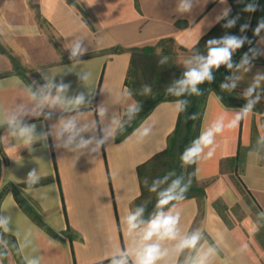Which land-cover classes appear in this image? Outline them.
<instances>
[{"label":"crops","instance_id":"0c3cea01","mask_svg":"<svg viewBox=\"0 0 264 264\" xmlns=\"http://www.w3.org/2000/svg\"><path fill=\"white\" fill-rule=\"evenodd\" d=\"M73 1L83 7L88 21L69 0H0V74H4L0 80L15 75L25 84L43 83L41 70L51 68L55 73L70 65L65 49L72 38H84L89 50L81 58L84 62L78 67L73 65V70L92 74L89 84L96 89L94 105L103 101L111 105L121 90L128 88L126 80L133 48L155 47L164 39H173L177 46L190 50L201 41V32L205 33L204 38L222 22L211 28L206 24L205 17L214 20L223 7L218 0H200L193 12L185 15L176 10L178 0ZM228 4L233 8L232 0ZM261 37L264 32L256 47L264 52ZM8 52L27 68L26 78L14 72ZM259 57L262 61H254L253 73L264 71V55ZM64 80L71 82L72 91L84 90L75 72L64 76ZM246 82L239 87H245ZM172 102L160 103L139 125L154 123L144 142L138 143L131 132L106 146L93 163L86 156L78 158L57 151L51 136L47 139L48 148L40 141L34 145L35 153L29 154L25 146L0 127V208L15 205L13 215L18 225L22 229L33 227L42 264H101V261L107 264L105 257L116 255L121 246H133V238L125 236L120 221L134 210V202L142 195L140 169L168 148L169 136L175 131L180 115L174 111ZM32 104L22 86L12 83L0 88V120L8 119L19 106ZM225 106L217 100L216 93H210L201 129L225 114ZM226 107L229 117L238 108ZM55 119V115L52 120L41 116L29 122L35 123L40 132L48 130ZM262 126L264 103L239 128L218 136L215 156L199 163L197 179L205 187L206 197L178 204L182 210L181 234L200 227L211 241L227 226L228 232L221 241V257L227 264H264V227L256 232L254 226L256 213L264 211V162L255 164L247 157V145L255 144ZM240 146L244 149L240 171L236 174L222 171V162L235 158ZM33 168L39 170L42 179L39 190L29 195L22 191L23 184L13 180L14 176L24 179ZM142 172L143 176H149L146 168ZM232 176H238L239 184ZM16 194L61 238L42 229L20 205ZM49 237L58 244L50 245ZM245 242L249 249L241 257L236 250ZM173 244L165 242V247L171 249ZM12 259L20 264L19 257L13 255Z\"/></svg>","mask_w":264,"mask_h":264},{"label":"clouds","instance_id":"9594fccd","mask_svg":"<svg viewBox=\"0 0 264 264\" xmlns=\"http://www.w3.org/2000/svg\"><path fill=\"white\" fill-rule=\"evenodd\" d=\"M218 3L223 7L214 20L209 21L205 17L208 28L221 21L224 29L235 28L241 19L240 13L232 15L233 9L228 0H218ZM237 3L242 5L240 12L249 16L259 7L258 0H237ZM199 4L200 0H178L176 10L181 15L191 14ZM249 27V23L245 22L239 27V35L225 32L222 37L207 39L203 51L193 45L191 54L181 61L180 74L165 87V95L175 98L172 107L177 115L187 113L190 103L188 98L202 96L204 92L201 85L212 84L215 81L214 73L223 67L229 75H226L219 85L221 92L231 95L239 89L238 97L244 103L233 109L230 117L225 106V114L217 116L207 127L202 128L199 135L185 147L179 157L180 167L187 169L196 165L192 172L178 174L171 170L153 178L151 183L147 177L144 179L143 184L147 191L155 196L153 211L145 218L148 203L145 201L137 204L134 210L121 218L124 234L133 238V246H121L116 255L105 257L107 264H227L221 257V241L228 232L227 226L212 237L211 241L200 227L181 234L179 225L182 210L178 204L187 198L186 194L192 186L193 178L200 172L199 163L215 156L217 137L226 130L239 128L257 106L264 103V71L253 73L254 61L258 56L264 55V52L250 47L241 55L239 62L233 60L237 51L245 44H251V40L244 34ZM261 32H264V18L258 21L253 34L260 37ZM204 34L201 32L200 39ZM261 42L264 43V37H261ZM65 50L69 53L70 65L55 73L51 68L41 70L43 83L32 81L25 84L23 79L15 75L0 80V88L12 83L22 86L33 102L31 107L21 105L8 119L0 120V127H4L11 137L25 146L29 154L35 153L34 145L40 141H44L43 147L48 148L47 139L51 136L52 146L57 151L74 154L78 158L86 156L89 162L93 163L106 146L115 144L120 135L128 132L133 121L143 111V104L134 99L135 94L131 89L124 88L113 104L103 101L94 105L96 89L89 84L92 74L86 70H73V65L78 67L84 62L81 58L89 50L85 39L72 38ZM167 63V56H161L158 60L159 65ZM73 72L84 90L72 91L71 82H65L64 76ZM249 73L253 74L249 77ZM57 76L60 77L59 80L56 79ZM245 81L246 86L241 89L239 86ZM151 93V86L144 85L138 94L144 96ZM217 100L223 103L222 96L217 95ZM117 108L121 111L118 112ZM86 114H90V117ZM54 115L55 121L45 131L37 132L36 124L29 122L41 116L45 120H52ZM198 118L197 113L185 117L186 121ZM153 127L154 123L142 124L133 129L132 135H135L138 143H142L151 135ZM6 146H10V142ZM247 147V157L251 162H264V126L255 144H249ZM14 177L13 182L23 184L22 191L29 195L39 190L42 177L37 168L28 171L22 180ZM15 207L11 205L0 208V264H5L6 261L8 264H15L13 255L19 257L20 264H42L43 257L36 243L37 233L30 225L23 229L18 225L13 215ZM254 226L256 232L264 227V211L256 213ZM48 242L50 245L58 244L51 237ZM165 242L174 244L170 249L165 247ZM248 249L249 245L245 242L236 251L243 257Z\"/></svg>","mask_w":264,"mask_h":264},{"label":"trees","instance_id":"16d2710c","mask_svg":"<svg viewBox=\"0 0 264 264\" xmlns=\"http://www.w3.org/2000/svg\"><path fill=\"white\" fill-rule=\"evenodd\" d=\"M71 4L76 6L80 12L83 14L84 18L88 21L85 11L83 7L75 3L73 0H69ZM258 10L253 13L252 24L251 27L247 30L245 35L248 36L249 40H251V44H245L242 49L237 51L233 60L235 62H239L241 55L248 51V49L256 48V41L258 39L257 36L253 34V30L258 24V21L264 18V0H258ZM233 11L232 15H236L238 12L241 15V19L237 22V25L233 29H224L222 27L223 21L221 24L214 29L210 34L201 39V41L196 45L201 51L204 50V42L209 38H219L222 37L225 32H230L232 34L239 35V27L241 24L247 22L249 23L250 17L246 13L240 12L242 5L237 3V0H232ZM220 28V29H219ZM219 30V31H217ZM262 33V32H261ZM174 47H178L185 52H190L185 48L177 46L173 39H164L159 42V44L155 47H146V48H133L132 52V60L130 69L128 72V77L126 80V85L129 89L133 91L134 98L140 101L143 104V111L137 116L136 120L133 121L131 126L128 129L127 133L120 135L117 139L122 140L128 134L133 132V129L137 128L151 113L152 111L163 102L174 101V97H170L165 95L164 89L170 83V81L180 74V69L170 60L168 56L171 55V50ZM161 56L168 57V63L165 65H159L158 60ZM8 57L13 65V70L15 73L21 75L26 78L27 68L22 64L19 58L15 57L13 54L8 52ZM255 61H262L258 56ZM4 74H0L3 76ZM215 81L212 84H204L201 85V88L204 92L202 96H192L188 99L190 100L187 113H180L178 118V123L175 131L172 135L169 136L168 139V148L164 152L160 153L156 157H154L148 164L140 169V179L142 184V195L134 202L135 206L139 203L147 201V211L145 212V218L147 215L153 211V206L155 203L154 194H150L147 191V188L144 186L143 181L147 177L149 183L153 178L159 177L167 173L168 171L175 170L178 174L180 173H190L194 170L196 165L189 166L187 169H182L180 167V154L183 152L185 147H187L191 141L197 137L201 131V123L202 118L205 112L207 98L210 93L214 92L217 95L223 97L224 105L228 107H240L243 105L244 101L240 99L239 89L229 95L226 92H221L219 85L224 81V77L229 75L223 67L214 73ZM144 85H150L152 88L151 95H139V91L142 89ZM260 110V105L257 106L255 111ZM191 113H197V120H187L185 119L186 115ZM244 164V149L240 146L238 155L233 159H226L222 162V171H230L231 173H238ZM147 169L149 176H143V169ZM1 170V165H0ZM238 177V176H236ZM235 176L232 178L237 180L239 184V180ZM187 199L196 198L202 201L206 197V189L199 182L197 177L193 178V183L188 193L186 194ZM16 198L23 209L36 221V223L48 232L50 235L61 238L60 234L56 233L42 218V216L34 210L28 202L19 194H16Z\"/></svg>","mask_w":264,"mask_h":264},{"label":"rangeland","instance_id":"374dc122","mask_svg":"<svg viewBox=\"0 0 264 264\" xmlns=\"http://www.w3.org/2000/svg\"><path fill=\"white\" fill-rule=\"evenodd\" d=\"M190 54V52H185L178 47H174L173 50H171V55L168 57L180 69L181 61Z\"/></svg>","mask_w":264,"mask_h":264}]
</instances>
